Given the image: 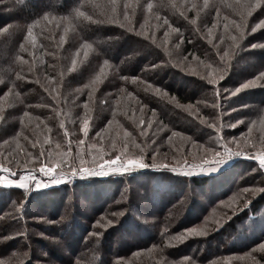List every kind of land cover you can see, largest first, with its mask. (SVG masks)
<instances>
[{
  "label": "trees",
  "instance_id": "obj_1",
  "mask_svg": "<svg viewBox=\"0 0 264 264\" xmlns=\"http://www.w3.org/2000/svg\"><path fill=\"white\" fill-rule=\"evenodd\" d=\"M255 2L0 0V163L36 173L32 158L51 150L68 173L0 186V264H264L258 164L243 153L193 167L222 142L264 147V79L233 94L264 72V27L252 30L264 0L244 7ZM133 141L145 168L72 175L81 158L126 160L124 143L141 155Z\"/></svg>",
  "mask_w": 264,
  "mask_h": 264
},
{
  "label": "snow or ice",
  "instance_id": "obj_2",
  "mask_svg": "<svg viewBox=\"0 0 264 264\" xmlns=\"http://www.w3.org/2000/svg\"><path fill=\"white\" fill-rule=\"evenodd\" d=\"M205 6H207V4H205ZM259 6H260V0H256L255 3L245 5L244 7H246L248 14H250L252 9L259 7ZM125 7H127V6H125ZM147 7H148V9H151L152 4L149 3L147 5ZM78 15H84V13L79 12ZM125 15H127V13H125ZM165 22L167 23V21H165ZM193 23H195V20H193ZM260 27H264V21H261L258 25L254 26L252 30L255 31L257 28H260ZM27 35L28 36L32 35L31 27L29 28ZM61 39H63V37H61ZM235 39L236 38L233 37V40H235ZM21 47H23V45H21ZM83 47L88 48V47H90V45L85 44V45H83ZM85 55H87V52H85ZM225 55H227V53H225ZM76 63H77L76 59H73V61H72L73 67H75ZM105 64H107V61H105ZM97 79H99V77H97ZM258 79H264V72H261L254 79H251V80H248L244 83H241L238 87L235 88L233 94L239 93L241 90L248 89L249 87L253 86L257 82ZM211 82L215 83V80L213 79ZM85 107H86V105H85ZM25 115H28V114L25 113ZM153 115H155V113H153ZM143 123H144V121H143V119H141L140 124H143ZM148 123L151 124V121H149ZM88 127H89V119H84L83 124H82V131L85 134H87V132H88ZM177 135H179V134L176 132L172 133V136H177ZM124 136L126 138L129 137V133L125 131ZM44 142L47 143L46 140ZM81 143H83V141H81ZM132 146L140 148L141 149V155L129 156L127 154V149L129 147V144L124 143L122 145V148H123V155L126 157V160L122 159L121 154H117L114 159L104 160L103 158H100V160H93L92 163H93V165H95L94 167H84V165L87 163V161H85L83 158H81L79 160V167L78 168H71V173H72V175H76L77 173H79V175H81L82 177L85 174L87 176H100V177H102V176L108 175L110 173L127 171L128 168H140V169L145 168L147 165L145 164L144 159H143V155H142L143 148H141V146L136 144L134 141L132 142ZM59 147H60L59 144H57L56 148L58 149ZM112 147L113 148L116 147L115 141H113ZM223 147H224L223 153H221L219 151H215L212 155L211 161L206 156L202 157L201 158V164L200 165H193V167L194 168L199 167L201 172L216 171L218 169V166H221L227 162V160L225 159V155H227V157L229 159L233 155H240V153H238V152L233 153L226 145H224ZM25 156L28 157L29 154L25 153ZM40 157H44V159L41 160ZM253 158L258 160L259 166L261 168H264V150L258 151ZM32 159H35L37 162H39V169H38L39 172L43 173L44 176L49 177L50 183L52 185L59 184L68 178V173L63 171L64 161L63 160L55 161L53 159V151L49 150L47 152H41L39 157H33ZM50 161H51V163H50ZM14 162H15L14 160H9V164L14 163ZM58 167L61 168V171H59V172L56 171V169ZM69 167H71V166H69ZM161 167L168 168L169 166L167 164H163V165H161ZM106 168H107V171L105 170ZM171 171L175 172V171H177V169L172 168ZM0 172L8 174L7 176H0V186L18 187L20 189H27L31 186L25 182L26 177L23 175H21L19 177V179L10 178L12 176V169H11V167H5L3 163H0ZM27 179L31 180L34 183L36 189H40L41 187H48L49 186V184H47V183L41 184L40 182H36L34 180V177L31 174H29ZM243 191H248V189H244ZM187 231L189 234H199L196 229H189ZM259 248L261 250H264V244L259 245Z\"/></svg>",
  "mask_w": 264,
  "mask_h": 264
},
{
  "label": "rangeland",
  "instance_id": "obj_3",
  "mask_svg": "<svg viewBox=\"0 0 264 264\" xmlns=\"http://www.w3.org/2000/svg\"><path fill=\"white\" fill-rule=\"evenodd\" d=\"M132 45V44H131ZM131 48L130 47H124V49H123V51H124V54L125 55H128L127 53H129L130 54V52H129V50H130ZM137 55H135V56H131V61H133V59L136 57ZM222 145L224 146V145H226V143L225 142H222ZM222 146V148H223V151L222 152H224V147ZM261 150H264V147H261V148H259V149H257V150H255V151H250V152H252V153H247V152H238V151H232L233 153H240V155H238V156H242V154L243 153H245L246 155L245 156H250V157H252V159H253V157L255 156V154L258 152V151H261ZM234 156V155H233ZM227 158V155H225V159ZM38 169H39V166H38ZM36 170V174H39L40 172H39V170ZM128 169H130V168H128ZM24 172H21V173H19V174H17V175H12V176H14V177H18L19 175H21V174H23ZM33 173V172H32ZM12 174H15L14 172H12ZM42 174V178L43 179H49V177H46V176H44L43 175V173H41ZM5 175L7 176L8 174L7 173H5ZM45 179V180H46ZM28 182H32L31 180H29ZM41 184H44L45 182H40ZM29 184V183H28ZM34 184V183H33ZM79 198V197H78ZM80 199V198H79ZM83 200L82 199H80V200H78V204H80L81 206H83ZM34 253H36V255L37 256H39L40 258H45V257H42L43 255H44V253H43V250L42 249H40V247H38V246H36V247H34ZM60 251V250H59ZM61 253H62V251H61Z\"/></svg>",
  "mask_w": 264,
  "mask_h": 264
},
{
  "label": "built area",
  "instance_id": "obj_4",
  "mask_svg": "<svg viewBox=\"0 0 264 264\" xmlns=\"http://www.w3.org/2000/svg\"><path fill=\"white\" fill-rule=\"evenodd\" d=\"M243 155H245V154H242V156ZM237 157H240V156H238V155H234V156H232L231 158H237ZM228 158V157H227ZM106 171H107V168L105 169ZM29 174H31L33 177H34V180L36 181V182H45V183H50V179H43L42 177V174L41 173H39V174H36V173H32V172H24L23 174H21V175H23V176H25L26 177V180L25 181H29L28 179H27V177L29 176ZM12 175H15V174H12ZM21 175H19L18 177H14V176H11L10 178H12V179H19V177L21 176ZM86 175V174H85ZM0 176H6V175H4V173L3 172H0Z\"/></svg>",
  "mask_w": 264,
  "mask_h": 264
},
{
  "label": "water",
  "instance_id": "obj_5",
  "mask_svg": "<svg viewBox=\"0 0 264 264\" xmlns=\"http://www.w3.org/2000/svg\"><path fill=\"white\" fill-rule=\"evenodd\" d=\"M253 160L258 164V166H259V162H258V160H256V159H254L253 158ZM259 168L263 171V173H264V168H261L260 166H259Z\"/></svg>",
  "mask_w": 264,
  "mask_h": 264
}]
</instances>
